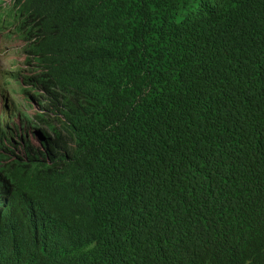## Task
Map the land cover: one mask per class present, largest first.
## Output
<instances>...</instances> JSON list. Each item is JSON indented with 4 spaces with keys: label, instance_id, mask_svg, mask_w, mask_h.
Listing matches in <instances>:
<instances>
[{
    "label": "trees",
    "instance_id": "1",
    "mask_svg": "<svg viewBox=\"0 0 264 264\" xmlns=\"http://www.w3.org/2000/svg\"><path fill=\"white\" fill-rule=\"evenodd\" d=\"M0 33L37 104L0 117V264H264V0H0Z\"/></svg>",
    "mask_w": 264,
    "mask_h": 264
},
{
    "label": "clouds",
    "instance_id": "2",
    "mask_svg": "<svg viewBox=\"0 0 264 264\" xmlns=\"http://www.w3.org/2000/svg\"><path fill=\"white\" fill-rule=\"evenodd\" d=\"M10 45L14 49L9 48ZM20 47V42L11 41L3 33H0V117H4L9 110L17 108H21L28 113H32L34 109L37 110L35 102H32L33 106L26 103V98L20 91L22 83L11 76L14 69L19 70L22 74L28 73L27 69L29 67L24 63L27 55L20 50ZM1 123L2 120L0 125L3 126ZM30 134L33 135L31 142L40 147L38 131L31 129L28 132V138ZM3 143L9 147L10 139L8 141L3 140Z\"/></svg>",
    "mask_w": 264,
    "mask_h": 264
}]
</instances>
